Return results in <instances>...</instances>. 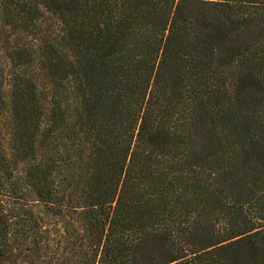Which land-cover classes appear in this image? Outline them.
Segmentation results:
<instances>
[{"label": "trees", "instance_id": "obj_1", "mask_svg": "<svg viewBox=\"0 0 264 264\" xmlns=\"http://www.w3.org/2000/svg\"><path fill=\"white\" fill-rule=\"evenodd\" d=\"M0 264H264V0H0Z\"/></svg>", "mask_w": 264, "mask_h": 264}, {"label": "rangeland", "instance_id": "obj_2", "mask_svg": "<svg viewBox=\"0 0 264 264\" xmlns=\"http://www.w3.org/2000/svg\"><path fill=\"white\" fill-rule=\"evenodd\" d=\"M199 35H204V30L201 27H197ZM260 34L259 28L256 26H250L248 29L238 32L228 43L221 49L220 54L230 52L231 50H238L245 47L247 44L255 40ZM202 143V138H198V146Z\"/></svg>", "mask_w": 264, "mask_h": 264}]
</instances>
